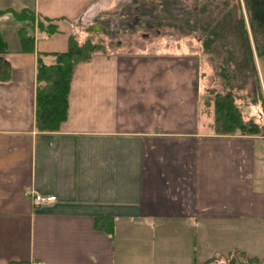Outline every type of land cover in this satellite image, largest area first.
<instances>
[{
    "label": "crops",
    "instance_id": "obj_1",
    "mask_svg": "<svg viewBox=\"0 0 264 264\" xmlns=\"http://www.w3.org/2000/svg\"><path fill=\"white\" fill-rule=\"evenodd\" d=\"M10 3L0 5L10 66L0 80V264H264V134L215 133L201 59L185 83L159 86L123 68V43L96 51L74 66L66 118L40 130L38 53L54 63L70 36L90 39L129 0ZM22 8L57 25L30 32L33 50L13 14ZM252 102L240 106L245 118L263 108ZM34 192L57 199L36 205Z\"/></svg>",
    "mask_w": 264,
    "mask_h": 264
},
{
    "label": "rangeland",
    "instance_id": "obj_2",
    "mask_svg": "<svg viewBox=\"0 0 264 264\" xmlns=\"http://www.w3.org/2000/svg\"><path fill=\"white\" fill-rule=\"evenodd\" d=\"M6 1L11 2L9 5L19 7L23 0ZM4 2L5 0H0V5H3ZM158 2H164V4L168 2V5H165L169 12H164ZM237 2H240V7L237 6ZM128 4L121 8V12L113 11L109 14L110 16L102 19L97 28L89 29L90 40L99 44L104 51H116L117 43H123V50L130 54L125 58L126 60H122L123 68L139 70L144 79L152 81V85L155 83L159 86L168 83L171 85L185 83L183 80L192 74L190 71L193 70L196 74L197 57H199L204 64L205 81L203 86L204 88L208 87L207 93L203 94V99L208 103L210 98L213 104L214 93L224 90L219 71L221 58L225 55V51L224 47L219 44L221 41L211 33V24L212 26L220 25L224 13L227 10H232L233 16L237 18L243 14L249 30L244 1L129 0ZM225 34L230 35L229 33ZM209 38H214L210 50L205 46V42ZM227 38L231 40L229 42H233L232 35ZM107 42H111L110 46H107ZM254 61L256 76L248 78L242 93L239 94L242 98H237L235 101L243 119L248 120L250 117L245 118L240 106L249 105L252 101L255 103V92L258 90L260 94L258 101L262 102L263 108H259L258 111V107L255 109L254 120L259 122L262 119L261 111L264 112V57L258 58L254 54ZM151 75L156 77L152 78ZM161 94L163 95V93ZM212 106L214 117V105Z\"/></svg>",
    "mask_w": 264,
    "mask_h": 264
},
{
    "label": "trees",
    "instance_id": "obj_3",
    "mask_svg": "<svg viewBox=\"0 0 264 264\" xmlns=\"http://www.w3.org/2000/svg\"><path fill=\"white\" fill-rule=\"evenodd\" d=\"M243 1L248 15L249 30L243 14L237 18L233 16L232 10L224 13L220 25L212 26L211 24L212 28H209L216 39L221 41L219 44L224 47L225 51V55L221 58L219 71L224 90L216 91L213 95L212 126L215 133L219 134H264V120H261L262 122H256L253 118L244 120L235 101L237 94L244 89L248 78L256 76L254 54L258 58L264 57V0ZM158 3L163 7L164 12H169L166 6L168 2H165L166 5L164 2ZM237 6H241L240 2H237ZM3 11L0 10V14ZM13 14L16 20L24 23L19 28L23 49L33 50V34L30 32L35 29L48 35L58 31L52 19L39 16L32 9L13 10ZM231 35L233 42H229L231 40L227 38ZM213 41L214 38L207 39L206 48L210 50ZM5 47L6 44L0 32V52L4 51ZM96 51L104 50L90 39L79 43L73 36H70L67 50L51 53L55 56L54 63H43L42 54L38 53L36 77L39 84L35 100V123L38 129L56 130L66 118L69 83L74 66L77 62L88 59ZM9 76V63L0 57V80H6ZM255 93V101H257L260 94L258 90Z\"/></svg>",
    "mask_w": 264,
    "mask_h": 264
},
{
    "label": "built area",
    "instance_id": "obj_4",
    "mask_svg": "<svg viewBox=\"0 0 264 264\" xmlns=\"http://www.w3.org/2000/svg\"><path fill=\"white\" fill-rule=\"evenodd\" d=\"M57 199L56 195L53 194H42L34 192L33 201L36 205H45L54 202Z\"/></svg>",
    "mask_w": 264,
    "mask_h": 264
}]
</instances>
